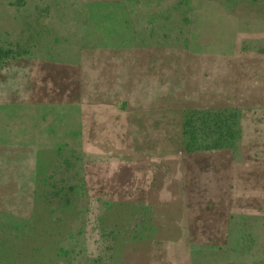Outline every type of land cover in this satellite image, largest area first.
<instances>
[{
	"label": "rangeland",
	"instance_id": "obj_1",
	"mask_svg": "<svg viewBox=\"0 0 264 264\" xmlns=\"http://www.w3.org/2000/svg\"><path fill=\"white\" fill-rule=\"evenodd\" d=\"M0 264H264V0H0Z\"/></svg>",
	"mask_w": 264,
	"mask_h": 264
}]
</instances>
